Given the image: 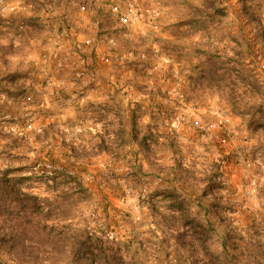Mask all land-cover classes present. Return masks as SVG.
<instances>
[{
	"label": "rangeland",
	"instance_id": "374dc122",
	"mask_svg": "<svg viewBox=\"0 0 264 264\" xmlns=\"http://www.w3.org/2000/svg\"><path fill=\"white\" fill-rule=\"evenodd\" d=\"M4 1L0 177L51 200L83 182L78 220L124 264H192L174 199L213 224L200 264H264V0H161L157 27L119 24L111 0Z\"/></svg>",
	"mask_w": 264,
	"mask_h": 264
},
{
	"label": "trees",
	"instance_id": "16d2710c",
	"mask_svg": "<svg viewBox=\"0 0 264 264\" xmlns=\"http://www.w3.org/2000/svg\"><path fill=\"white\" fill-rule=\"evenodd\" d=\"M35 7L43 5L46 0H26ZM37 10L30 16V22L39 17ZM0 79V83H1ZM9 133L15 147H21L22 139L18 134ZM2 135V134H1ZM7 135V136H8ZM6 136V137H7ZM98 151H111L105 145L96 146ZM113 153V152H111ZM37 161H42L39 157ZM73 179L74 190L60 192L59 198L53 200L46 197H34L24 193L15 181L8 175L0 177V264H50L59 262L64 254L72 257L73 262L86 261L87 264H124L120 248H114L112 241L106 234H98L87 226H82L78 220L79 193L89 192L83 182L70 175H64L63 180ZM47 181L60 184L57 175ZM47 184V182H45ZM76 188V189H75ZM171 220L190 232L189 240L185 236L177 239L186 246L190 245L197 252L201 244L195 246L191 242L202 241L203 248L209 256L207 260H214L215 253L208 247L213 224L203 223L196 215L184 209V203L174 199L170 204ZM177 208L179 215L174 214ZM130 249L127 253H130ZM192 251V252H193ZM191 252L192 264H200L198 256ZM134 253H136L134 251ZM229 259V257H226ZM135 261V254L132 257Z\"/></svg>",
	"mask_w": 264,
	"mask_h": 264
},
{
	"label": "built area",
	"instance_id": "2783aa9c",
	"mask_svg": "<svg viewBox=\"0 0 264 264\" xmlns=\"http://www.w3.org/2000/svg\"><path fill=\"white\" fill-rule=\"evenodd\" d=\"M93 4H98L96 0H88ZM19 7L14 4L0 0V25L10 27L14 24L11 12H19ZM110 13L112 18L123 26L143 24L150 27L158 26L161 17V0H111ZM90 42V40H88ZM28 96V100H32ZM226 122L228 117L225 118ZM226 166V160L220 163L221 170Z\"/></svg>",
	"mask_w": 264,
	"mask_h": 264
},
{
	"label": "crops",
	"instance_id": "0c3cea01",
	"mask_svg": "<svg viewBox=\"0 0 264 264\" xmlns=\"http://www.w3.org/2000/svg\"><path fill=\"white\" fill-rule=\"evenodd\" d=\"M157 179H158V181H165V180L163 179V177H158ZM178 185H179V184H178ZM178 185H177V184H175V186L173 185V186L175 187L174 189L177 190V187H179ZM180 185H183V184H180ZM183 187H185V186H183ZM174 209H175V211H174L175 213H174V214H177L178 212H180L178 209H176V208H174ZM178 214H179V213H178ZM178 214H177V215H178ZM209 242H210V241H209Z\"/></svg>",
	"mask_w": 264,
	"mask_h": 264
}]
</instances>
